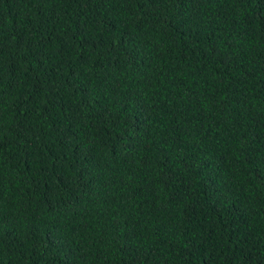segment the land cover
I'll return each instance as SVG.
<instances>
[{"label": "trees", "instance_id": "obj_1", "mask_svg": "<svg viewBox=\"0 0 264 264\" xmlns=\"http://www.w3.org/2000/svg\"><path fill=\"white\" fill-rule=\"evenodd\" d=\"M0 264H264V0H0Z\"/></svg>", "mask_w": 264, "mask_h": 264}]
</instances>
